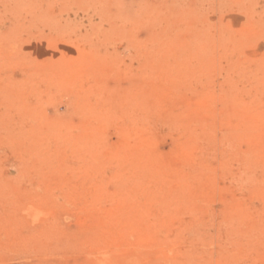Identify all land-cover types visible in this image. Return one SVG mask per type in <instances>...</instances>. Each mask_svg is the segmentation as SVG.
<instances>
[{
	"label": "rangeland",
	"instance_id": "374dc122",
	"mask_svg": "<svg viewBox=\"0 0 264 264\" xmlns=\"http://www.w3.org/2000/svg\"><path fill=\"white\" fill-rule=\"evenodd\" d=\"M0 264H264V0H0Z\"/></svg>",
	"mask_w": 264,
	"mask_h": 264
}]
</instances>
